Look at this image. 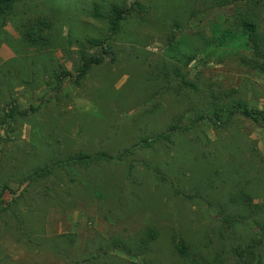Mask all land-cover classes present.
<instances>
[{"label":"rangeland","instance_id":"rangeland-1","mask_svg":"<svg viewBox=\"0 0 264 264\" xmlns=\"http://www.w3.org/2000/svg\"><path fill=\"white\" fill-rule=\"evenodd\" d=\"M115 4L126 11L105 39L108 22L95 13ZM239 11L264 33V0H19L0 15V189L10 190L0 203V264H177L174 233L192 264H236L248 257L234 248L247 244L252 264H264V118L228 116L236 102L264 109V69L235 34L223 36ZM81 50L102 61L77 82ZM215 110L219 124L192 122ZM175 123L183 129L170 140L137 145L122 162L28 179ZM149 229L152 252L131 258L121 244L135 246Z\"/></svg>","mask_w":264,"mask_h":264},{"label":"trees","instance_id":"trees-1","mask_svg":"<svg viewBox=\"0 0 264 264\" xmlns=\"http://www.w3.org/2000/svg\"><path fill=\"white\" fill-rule=\"evenodd\" d=\"M19 0H0V15H7L13 9L14 4ZM262 0H215V4L218 6H224L228 4L244 2L249 6L253 3L258 4ZM125 8L120 5L111 6L110 10L106 15H101L99 13H95L97 18L106 19L108 22V33L105 39H109L112 35L116 34L120 28L122 14L125 12ZM234 21H231L229 25H226V30L223 32V36L228 39L230 35L235 34L237 37L235 40L238 43L239 48H243L246 52L254 57L252 61L260 68L264 69V33L260 31L258 22L251 17L249 14H245L242 12H237L235 14ZM228 24V23H227ZM45 24L38 23L32 25L28 29L27 38L29 41L35 42L36 37L33 32L41 31ZM234 27L233 29H231ZM231 30H236V32H232ZM103 41V40H102ZM91 44L95 43L90 41ZM103 43V42H102ZM96 45V44H93ZM101 57L89 56L83 50L80 52V64L76 68V81L82 78L90 67L94 64L101 63ZM67 72H65L66 75ZM68 74V73H67ZM176 76L180 79L183 85L189 86L190 82L186 79V77H182L181 73L177 71ZM61 78V73L56 75L57 81ZM59 85V84H58ZM13 111V110H11ZM235 113L240 114L241 116L252 120L253 122H259L264 118V109H256L249 108L245 104L241 102H236L233 104L231 109L229 110L228 116L232 117ZM209 117L211 121L215 124L220 123L218 119V111H214L212 115H200L192 120L193 123H198L202 119ZM183 126L179 124H171L165 131L155 134L151 138L149 137H140L139 142L133 145L132 147L125 148L124 150L116 153L109 154L107 152L98 151L95 153L87 154L83 152H79L73 155L66 157L65 159H59L53 161L50 165L44 166L43 168L34 171L30 174V178H36L39 176H45L49 174L52 167H57L59 169L65 168L67 166H80L83 168H88L92 164L101 163V162H115L119 163L125 160V158L133 152V149L137 147V145L141 147H150L155 141L159 140H170L171 136L178 130H182ZM5 191H10L7 186H3L0 189V203H2V197ZM177 194L183 197H187L182 194L181 191L175 190ZM75 234H61L58 238L64 239L67 242H73L75 238ZM157 237V233L154 230L149 229L144 237H142L135 246H129L126 243L114 242L112 244V248L117 247L118 245H122V248L128 253L131 258H135L139 255H148L152 252V243L155 241ZM171 245L174 256L178 258L177 264H192L189 262L190 258L193 257V250L187 241L181 237L178 233H174L171 237ZM254 245L247 244L242 249L234 248L233 253L236 257H248L253 253L252 248ZM54 249V248H53ZM248 258H244V260L240 259L237 263L239 264H252ZM90 258L78 260L71 258V262L73 264H80L86 261H89ZM255 264H262V260L257 257ZM236 263V264H237ZM148 264V263H147Z\"/></svg>","mask_w":264,"mask_h":264}]
</instances>
